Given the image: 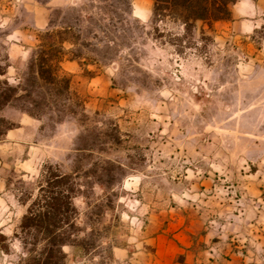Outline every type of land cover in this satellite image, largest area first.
Wrapping results in <instances>:
<instances>
[{
    "label": "rangeland",
    "instance_id": "obj_1",
    "mask_svg": "<svg viewBox=\"0 0 264 264\" xmlns=\"http://www.w3.org/2000/svg\"><path fill=\"white\" fill-rule=\"evenodd\" d=\"M73 1L0 0V80L24 83L48 29L72 25L83 57L78 73L62 65L76 115L0 110V132L14 125L0 136V264H25L19 225L45 164L80 185L67 264H183L190 242L214 244L232 212L264 213V26L215 42L202 23L187 37L154 24L152 0ZM40 9L44 28L32 25Z\"/></svg>",
    "mask_w": 264,
    "mask_h": 264
},
{
    "label": "trees",
    "instance_id": "obj_2",
    "mask_svg": "<svg viewBox=\"0 0 264 264\" xmlns=\"http://www.w3.org/2000/svg\"><path fill=\"white\" fill-rule=\"evenodd\" d=\"M152 1L153 23H178L184 27V37H187L198 23L213 30L216 22L230 20L231 5L237 0ZM79 38L72 25L41 33L24 83L13 86L6 80H0V110L15 103L18 109L36 119L47 111L57 116L66 112L76 115L71 106L63 103L77 99V95L71 88L72 75L63 70L62 62L67 59L83 63L81 53L75 50ZM66 43L72 44L73 48L66 49ZM68 53L71 56L67 58ZM76 105L83 109V104ZM13 126L10 123L0 132V136ZM79 190L80 185L74 174L64 173L58 165H43L37 194L19 225L20 240L27 250L25 264H67L64 247L74 248L78 240L74 198Z\"/></svg>",
    "mask_w": 264,
    "mask_h": 264
},
{
    "label": "crops",
    "instance_id": "obj_3",
    "mask_svg": "<svg viewBox=\"0 0 264 264\" xmlns=\"http://www.w3.org/2000/svg\"><path fill=\"white\" fill-rule=\"evenodd\" d=\"M8 4L19 0H4ZM55 1V0H52ZM64 4L74 3L73 0H59ZM7 9H10L8 6ZM231 19L226 21H218L214 24L215 42L219 41L221 34L225 32L233 33L238 38L251 39V34L257 29L264 26V0H237L231 5ZM40 15L34 17L32 25L38 28H44L47 25L44 19V9H40ZM63 67L75 74L80 70V65L76 61H63ZM15 121L20 125L27 122L26 118L13 112L11 114ZM37 121V120H35ZM39 121H37L38 123ZM34 129L37 132L39 124H34ZM24 135L27 129L21 127ZM35 132V133H36ZM7 137H10L9 134ZM25 138L17 136L16 139L11 136L12 144L22 146ZM23 152L29 156L26 160L29 161L31 155V147ZM26 165V161L25 164ZM246 217L241 214L231 213L228 217L232 220L226 225L222 223L221 231H218L216 242L209 244L211 236H205L203 239L204 246L197 248L190 242L189 254L183 264H264V213L258 215L253 206H248ZM258 217V218H257Z\"/></svg>",
    "mask_w": 264,
    "mask_h": 264
}]
</instances>
